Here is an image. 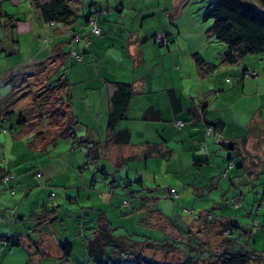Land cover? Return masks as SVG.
Masks as SVG:
<instances>
[{"label": "crops", "instance_id": "1", "mask_svg": "<svg viewBox=\"0 0 264 264\" xmlns=\"http://www.w3.org/2000/svg\"><path fill=\"white\" fill-rule=\"evenodd\" d=\"M92 2L89 3L86 13L83 9L84 5L81 7L83 19L79 17L78 0L71 2L72 7L77 11V16L68 24L61 22L45 24L37 13H34L36 20L30 17L29 20L16 22L19 31L25 33L31 46L36 44L37 48L34 52L28 49L25 61L20 64L15 63L7 70L2 69L0 73H3L2 78L9 82V77L11 78L12 74L19 70L27 75L37 69L41 71L43 66L40 64L41 61H48L56 55L58 57L55 62L65 59L63 72L69 83L68 103L72 113L81 121L78 134L91 136L99 145L104 143L108 136L106 120L110 97L116 83L132 84L134 93L126 118L118 124L119 129L129 130L130 140L102 148L101 157L95 164L89 162L83 166L86 162L84 148L70 149L68 139L56 136V133L50 132L48 128L28 129L18 125L13 115L2 117L3 111L12 108L8 99L10 93H7L0 101V152H3L2 143L12 148L15 145L21 146L22 151L19 154L9 153L8 156L7 153H2L3 161L0 162V170H10L14 175L7 181L0 195V264H17L16 262L76 264L79 260V264L88 262L86 258L83 260L82 256L71 260L72 253L65 256L60 247L63 241L59 239L60 235L51 234L50 228L55 230L57 218L60 217L59 211L53 208V197L59 190L58 180L63 175H67L68 186L72 184V188L76 190L75 201H80L81 197L91 199L98 179L94 174L89 177L84 170L96 167L98 170L106 169V165L104 166L106 161L120 167L124 164L118 163L124 162L127 158L131 161L143 159L144 164L147 165L149 164L147 159H152L154 156L168 159L175 152L178 155L176 160L180 158L184 168L192 166L200 168L214 163L219 173L230 159L234 163V167L228 171L233 177L230 180L232 185L238 182L244 185L252 183L264 188L262 97H259V105L250 115L245 113V109L238 111L234 109L242 102V97L245 95L254 96L260 92L264 84L263 54L241 56L233 63L221 60L219 53L224 46L222 45L220 49L221 44L218 42L216 46H208L211 36L215 41L212 25L204 33L203 25L192 19L194 41L186 45L183 43L184 38L179 37V34H184L185 23L179 18L178 22L172 19V15L174 17L179 10L178 6L181 2L172 0L169 2L128 0L127 3L125 0H92ZM166 12L171 15L168 23L165 20ZM92 14H97L99 17L97 24L101 27V35L90 36L87 47L82 41L74 44L73 33L88 31L86 19ZM149 17L151 20L148 19ZM160 32L168 35L166 36L168 43L162 44L157 41L155 34ZM172 33H175V36ZM11 50L13 51L11 53L17 52L14 45L11 46ZM72 50L80 53L82 59L75 60L69 55L63 58L61 53H70ZM196 53L203 58V65L196 62L194 58ZM235 63L241 65L240 69L232 68ZM2 66L0 63V68ZM242 69H254L258 72V76L242 77ZM231 73L235 74V79L230 75ZM215 90H220L217 97L213 95ZM173 98L179 100L178 109H175ZM203 99L210 100L206 119L223 121L220 127L209 135L205 134V124L195 116L194 110L190 109L195 108ZM214 102H216L215 106H213ZM218 104L224 110H216ZM149 108L158 112L159 117L141 119L142 115H150L151 112L146 111ZM230 111L233 112L232 115ZM175 119L184 121L181 128L173 124ZM61 138L66 140L65 144L60 143ZM147 142L163 143L162 150H167L168 154L166 156L148 154ZM172 142L176 144L173 145ZM215 143L226 148L224 158L220 159L222 156L218 154L214 156ZM51 151L54 153L50 154ZM37 170L41 171V175L35 177ZM104 173L105 171H100L101 175ZM241 173L244 174L236 176ZM125 177H128V173ZM234 177L239 179L235 180ZM139 178L140 184H143L144 177L139 176ZM217 184L222 185L220 179L217 180ZM50 186H55V192L51 193ZM41 191L50 192L46 197V199L52 198L50 207L44 200H40ZM240 192L244 195V191ZM254 193V198H258V193L255 191ZM226 197L227 195L224 194V197L220 198L222 205L225 203L223 198ZM94 199L99 201L97 196ZM110 199L112 200V197ZM226 202L230 203L228 199ZM262 203L264 204V200L260 202ZM217 205L218 202L214 206ZM250 205L252 209H248V212L246 210V215L249 217L252 216L254 207L253 204ZM243 215V213L238 214V216ZM204 217L200 215L195 220L198 227L204 225ZM261 218L264 223V212L261 213ZM100 219L106 220L102 209H98L97 220ZM44 221H48L51 227L43 228ZM30 222L33 223L32 227L27 229ZM243 228V231L238 229L233 234L240 242L252 233L253 242L254 239L256 242V235L264 236L263 229L253 232L249 229V225ZM75 230L76 228H73L72 237L63 238L72 246V252L73 237L77 242L82 239L81 243L87 248L97 234L94 230L92 237L83 235L81 238ZM171 230L172 228L167 231L169 235ZM15 240L18 243H14ZM243 246L249 251L252 249L250 243L246 241L243 242ZM253 246L264 251V245ZM261 263L262 261L259 264Z\"/></svg>", "mask_w": 264, "mask_h": 264}, {"label": "rangeland", "instance_id": "2", "mask_svg": "<svg viewBox=\"0 0 264 264\" xmlns=\"http://www.w3.org/2000/svg\"><path fill=\"white\" fill-rule=\"evenodd\" d=\"M125 1L126 3L128 2V0ZM169 1L170 0H167V2ZM172 1L178 3L181 2V4L178 6L179 10L176 11L174 17L172 15V19L178 22L177 19L179 18V20L183 21L186 25L184 34H179V37L184 38L183 43L186 45L189 42L193 43L194 37H192V34L194 33V30L191 26V19L193 21H197L200 25H203L205 33L210 25H212V19L205 17L204 14L210 3L214 0ZM239 1L247 5H251L257 9L261 6L258 0ZM89 2L90 0H78L77 6L79 7L78 13L80 15V19L84 18L81 7L84 5L83 9L86 13L89 9ZM32 10L33 9L31 8L28 0H0V40L2 41L4 47L0 49V63L3 65L2 68H0V72L2 69L7 70L15 63L20 64L21 62L25 61L26 51L31 49V51L34 52L37 48L36 44H32L31 46L29 39L26 35H24L25 33L19 31V27L17 26L16 22L14 27H9V25L5 27L2 23L7 20V17L3 14H12L14 15V18H20L21 20H29L30 17L36 20L32 13L29 15ZM148 19L151 20V17ZM165 20L168 23L166 17ZM172 35L175 36L174 33ZM209 39L211 42H209L208 46L217 45V42L214 41L212 36ZM13 45L15 48H17V52L11 53L10 55H4V53L7 51H12L10 49L11 46L13 47ZM221 47L222 44L220 45V49ZM216 54L217 53H214V55ZM243 56L256 55L253 53H247ZM262 56H264V53ZM216 60L217 59H215V61ZM240 67L241 65L237 63L232 65V68L237 70L240 69ZM2 74L3 73H0V101L11 90V85L5 81V78H2ZM230 75L235 79V74L231 73ZM209 80H211V78ZM28 81H30V78H28ZM259 97H262L261 99L263 104H261V111L263 112L264 117V84L258 94L254 96L245 95L242 97V102L238 104L236 103L237 105L234 107V109H236V111H238V109H245V113L250 115L259 105ZM254 100L256 102H254ZM215 104L216 102H214L213 106H215ZM15 107H17L18 110L19 108L24 109L23 111L26 116L25 118L29 122H33L32 124L34 130L48 128L47 130L52 133L57 130L58 127L50 124L51 118L47 117L42 121L39 119V115L37 113L38 111L34 109V103L31 99L26 98L24 100L23 98ZM216 110L219 111L224 109L220 104H218L216 106ZM229 113L231 115L233 114L232 111ZM6 124L8 123L6 122ZM65 142V139H60V143L65 144ZM172 144L174 145L176 143L172 142ZM1 145L3 152H0V158H3L4 156L2 153H7L8 156L9 153L14 152L15 154H19V152L22 151L21 146L15 145V147L12 148L10 145L7 147L4 146L3 143ZM213 146L214 156L217 154L220 155V157L222 156L220 159L226 156V148L216 143ZM202 148H204V146ZM52 153L54 152L51 151L50 154ZM45 156L47 157L46 153ZM177 157L178 155L173 152L171 157L168 159L159 156H154L152 159H147L149 162L147 165L144 164L143 159H139L135 161L128 160V162H125L124 165L120 167L113 166L112 163L106 161L104 164V166L106 165V169L104 170L105 173L102 174L103 177L100 174V171H95L93 168L85 169L84 172H86L89 177L94 174L98 180L96 181L94 188L95 191H93V196L91 199L87 200L81 197L80 201L77 202L75 201L74 197L76 190L72 188V184L71 186H68L67 175H63L61 179L58 180L60 186L58 187L59 190L57 191V195L53 197V208L58 210L60 214V217L57 218L56 224L54 226L55 230L49 226L48 221H44L42 223V227H51V234L54 236L55 234L58 236L60 235L59 239H62L63 241V238L66 236H73V228H76L75 231H78V235H81V238L83 235L92 237V232L95 230L97 225L96 220L98 216V209L104 210L106 220L113 228L112 232L116 242L111 245L109 244L105 253H93L89 255L86 251L87 249L85 248V244L81 243L82 239L77 242L73 237L72 241L74 244V250L70 256V259L74 260L83 257L84 260L86 258L88 262L86 261V263L83 264H105L108 259H115L116 255L118 256V252L120 250L124 257V259L122 258L120 261L121 264H124L127 260L131 261L129 256L134 253L137 254L139 248L148 245L151 240H162L169 236L167 231L170 228H172L170 234L176 239H184L187 243H184V246L187 248L188 245L191 246L190 248L192 252L195 249L201 248L200 244L197 245L193 242L196 236H199V238L203 239L202 241H206L204 239L205 236V238L208 240L207 246L208 248H211L212 251L222 249L225 240L221 239V235L217 236L218 234H210L208 233V227L205 225L198 227L195 224V220L198 219V216H204V214H206L210 209H212V212L215 214L214 218H237V223L245 224L244 226L252 224V221L255 218L258 220L261 219L259 225L254 226V232L260 230V227H262L261 229L264 230V227L262 226L264 224L261 218V213L264 212V204L262 203L258 205L257 201L254 202V191L259 189L258 191L262 192L263 188L261 186L257 185L254 187L252 183H245L244 185L240 182L232 185L230 180L233 177H231L229 173L226 176H222L220 171L218 173V168L214 163L207 164L200 168H195V166L184 168L180 162V158L176 160ZM127 173L128 179L125 177ZM216 173L218 174L215 176ZM231 174L233 175V171H231ZM243 174L244 173L237 174L236 176ZM139 176L144 177V183L142 185L136 181V178ZM195 178L197 180H195ZM218 179H220V183L222 184L221 186L219 184L216 185ZM234 179L238 180L239 178L234 177ZM50 187V191L52 193L55 192V186ZM171 188H174L177 194L175 192H170ZM127 191H130L132 194H134V196L130 199V204H126V200L128 199L126 195ZM240 191H244L245 198H247L245 200L243 197V199L240 200L241 205L235 207L236 204H233L230 200L229 202L231 204L226 202L227 199L232 198ZM49 193L47 191H41L42 197L40 198L41 201L44 200L46 202L48 207H50V201H52V198L46 199ZM224 194H226L227 197L223 198L225 203L222 205V203H220V198L224 197ZM96 196L99 201L94 199ZM111 197L112 200L110 199ZM217 202L219 206H214L217 204ZM139 203L143 204V206L140 205L139 208H133L138 206ZM250 204H253L254 207L252 214L253 216L249 217L246 215V213L248 212V209H252ZM91 207L95 208V210H92L93 208ZM241 213L244 215L238 216V214ZM232 215H235L236 217ZM205 219L208 218L206 217ZM32 224L33 223L30 222L27 226V229H30ZM164 226L166 227L164 228ZM187 227L190 229V232H188L189 229ZM196 231H199L200 233ZM231 235L232 234H230V236ZM255 238L256 242L254 239L253 245L257 247L264 245V236L256 235ZM175 245L181 246L183 243H178ZM169 247L170 246H165L164 249L167 250ZM152 252L153 250L150 248L148 250L146 249L145 251L146 255L149 257L154 256L155 261L157 263H161V261H163V249H157L155 254ZM170 252V257H173L174 259H181L185 254L183 248L175 246L171 248ZM117 261L118 260H116V262ZM79 262L80 260L76 261V264H79ZM206 262L207 259H204L202 264H206ZM16 263L18 264V262ZM261 264H264V261H262Z\"/></svg>", "mask_w": 264, "mask_h": 264}, {"label": "trees", "instance_id": "3", "mask_svg": "<svg viewBox=\"0 0 264 264\" xmlns=\"http://www.w3.org/2000/svg\"><path fill=\"white\" fill-rule=\"evenodd\" d=\"M28 1L31 5V8L33 9L32 12L29 13V15H31V13L33 15L34 13H37L39 17L45 22V24L58 22L68 24L71 23L77 16V11L71 5V2H73L74 0ZM258 2L261 5L260 7H258V9L239 0H214L208 6L204 15L205 17L212 19V34L215 38V41L224 46L222 52L219 53L221 60L233 63L237 61L239 57L247 53H264V0H258ZM89 3H93L92 0H90ZM165 14L166 19L170 22L171 15H168L167 12ZM3 15H6L7 17V20L2 23L6 27L7 25H9V27H14L15 22L21 20L20 18H14V15L12 14L10 15L4 13ZM90 17L96 18V26L99 28V33H93L91 30V26L88 25V31L73 33L72 41L74 44H78L80 41H82L84 45L85 42L88 41L87 45H84L85 47H87L90 42V36L101 35V27L97 24V20L99 19V17L97 16V14L88 15L86 19L87 24ZM162 33H164L165 36H168L165 32L155 34V38L159 43H162L161 41H159V35ZM75 35H78V41H75L73 39ZM0 47V49L4 48L1 40ZM11 52L13 51H7L6 53H4V55H9L11 54ZM61 54L63 55V58L64 56L66 57V55L71 56L69 53ZM57 57L58 55H56L55 58L49 59L48 61H41L40 64L41 66L43 65L41 71L37 69V71H33V73L31 74L25 75L24 72H21V70H19L13 73L11 78L9 77V82L7 83L11 85V90L8 92L10 93L8 99L12 108L10 110L3 111L1 113L2 117L13 115L15 116V122L18 125L26 127L28 129H33V122H29L25 118L26 116L23 111L24 109L19 108L18 110L17 107H15L23 98L24 100L26 98L31 99L34 103V109L38 111L37 113L39 115V119L42 121L44 118H51L50 124L58 127L55 131V135L68 139L70 141V149H77L82 147L86 150V162L85 164H83V166H85L89 162H91V164H95L96 161H98L101 157L102 148H107L109 145L118 142H129L130 140L129 130L126 128L119 129L118 124L121 120L126 118V113L134 93L132 84L125 82L116 83L113 93L110 97V108L106 120L108 136L104 140V143L99 145L91 136L78 134V128L80 127L81 121L78 120L77 116L72 113L68 103L70 96L68 95L67 87L69 83L67 81V77L63 72V70H65L66 62L65 59L63 61L59 59L58 62H55ZM71 57L75 60H78L73 56ZM194 58L199 65H203V58H201L199 53H196L194 55ZM250 72H254V74L251 75ZM241 76L245 78H256V76H258V72L254 69H242ZM28 78H30V81H28ZM219 91L220 90L213 91L214 97H217L219 95ZM172 101L175 109H178L180 107L179 100L173 98ZM209 103V99H203L200 103L196 104L195 108H190L194 110L193 112L195 113V116L199 117L205 124L206 135L214 132L223 123V121L221 120L212 121L206 119L205 115ZM146 111L151 112L150 115H142L141 119H144V117L148 119L159 117L158 112H156L153 108H149ZM176 121H180L181 124L177 126ZM183 123L184 121L181 119L173 120V124L178 128H181ZM147 145L148 154H159L165 156L166 154H168L167 150H162L163 143L161 142H147ZM127 160H124V162H120L118 164L122 165ZM2 161L3 158H0V162ZM233 167V161L230 159L227 160L226 166L220 172V174L222 176H226L230 168ZM94 170L104 171L105 168L98 170L96 167ZM0 171V188L2 192L7 181L9 179H12L14 175L10 170L6 171L4 169H1ZM37 173L39 174L37 175ZM7 175H11L12 178L4 179V177ZM40 175L41 171L37 170L35 172V177H38ZM126 179H128V177H126ZM136 181L140 184L139 177L136 178ZM253 186L256 187L257 185ZM171 189H173L176 193L174 188ZM258 190L255 191L258 193V198H254V202L257 201L258 205H260V202L264 200V188L262 192ZM11 191L13 192V189ZM126 195L128 197V199L126 200V204H130V199L134 196V194H132L130 191H127ZM243 197V193L239 192L228 200H230L233 204H236L235 207H238L239 205H241L240 200H242ZM140 205L143 206V204L139 203V205L135 208H139ZM214 215L215 214L212 212V209L207 211V213L204 214L205 217L203 224L209 228L208 233H214L215 235L218 234L217 236L221 235V239L225 240L222 249L212 251L211 248H208L207 246V238L204 237L206 241H202L203 239L199 238V236H196L193 242L197 245L200 244L201 248L195 249L192 252L190 248L191 246L188 245V248L184 246V243H186L184 239H176L172 235H169L162 240H151L148 245L140 247L137 254L134 253L129 256V259H131V261L127 260L124 264H202L204 259H207L206 264H259L261 261H264V251L262 252L252 245L253 233L251 234L248 231L251 235L247 236L245 239L243 238L244 241L242 240L241 242L237 240L238 237H235L233 235L234 231L238 229H241L243 231V226L245 224L237 223V218L221 217L220 219H216L214 218ZM206 217L208 219H205ZM259 222L260 220H258L257 218L253 219L252 224H249V226L252 225L249 229L253 230L254 232V226H258ZM262 226L264 227V225ZM261 228L262 227H260V229ZM112 231L113 228L110 226L107 220H97L95 229V232L97 234L86 248V251L89 253V255L93 253H105L109 244L111 245L116 242L114 240ZM188 232H190V229ZM197 232L200 233L199 231ZM230 234L232 235L230 236ZM245 241L247 243H250V245L252 246V249L250 251L247 249V247L243 246V242ZM14 243H18V241L15 240ZM178 243H183V245H175ZM165 246L170 247L166 250L164 249ZM174 246L183 248V250L185 251V254L181 259H174L173 257H170L171 248H173ZM60 247L65 256H68L72 253V246L67 240L62 241V243H60ZM149 248L153 250V254L156 253L157 249H163V261H161V263H157L154 256L149 257L148 255H146L145 251ZM122 258L124 259L123 253H121L120 250L118 252V256L116 255L115 259H108L105 264H121L120 260H122ZM116 260L118 261L116 262Z\"/></svg>", "mask_w": 264, "mask_h": 264}, {"label": "built area", "instance_id": "4", "mask_svg": "<svg viewBox=\"0 0 264 264\" xmlns=\"http://www.w3.org/2000/svg\"><path fill=\"white\" fill-rule=\"evenodd\" d=\"M88 25L91 26V30L93 33H96L98 34L99 33V28L96 26V18L95 17H90L89 18V21H88ZM75 41H78L79 40V37L78 35H75L74 38H73ZM159 41H161L162 43H168V40H167V37L164 35V33L160 34L159 35ZM88 42V41H87ZM87 42H85L84 45H87ZM71 56L75 57L76 59L80 60L81 59V54L77 53L75 50H72L70 51L69 53ZM251 75L254 74V72H250ZM181 124L180 121H176V125L179 126ZM209 132V131H208ZM207 132V133H208ZM39 173H37L38 175ZM8 178H12L11 175H7L4 177V179H8ZM171 192H174L173 189H171ZM0 193H1V188H0Z\"/></svg>", "mask_w": 264, "mask_h": 264}]
</instances>
